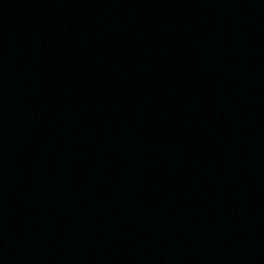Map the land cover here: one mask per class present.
<instances>
[{
	"label": "water",
	"instance_id": "obj_1",
	"mask_svg": "<svg viewBox=\"0 0 264 264\" xmlns=\"http://www.w3.org/2000/svg\"><path fill=\"white\" fill-rule=\"evenodd\" d=\"M0 264H264V0H0Z\"/></svg>",
	"mask_w": 264,
	"mask_h": 264
}]
</instances>
